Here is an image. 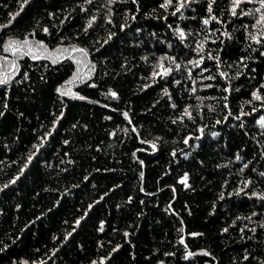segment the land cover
<instances>
[{
	"label": "trees",
	"instance_id": "trees-1",
	"mask_svg": "<svg viewBox=\"0 0 264 264\" xmlns=\"http://www.w3.org/2000/svg\"><path fill=\"white\" fill-rule=\"evenodd\" d=\"M164 3L0 0V264H264L259 4Z\"/></svg>",
	"mask_w": 264,
	"mask_h": 264
},
{
	"label": "snow or ice",
	"instance_id": "snow-or-ice-1",
	"mask_svg": "<svg viewBox=\"0 0 264 264\" xmlns=\"http://www.w3.org/2000/svg\"><path fill=\"white\" fill-rule=\"evenodd\" d=\"M24 2L26 3L27 0H24ZM88 2H91V0H88ZM109 2H114V0H109ZM187 2V0H180V3H179V6L176 8V11L179 12L180 9L184 6V4ZM247 2L249 3H253V2H256L259 4V7L257 8H254L252 10H250L249 13H246V14H250V15H253L254 17H256V14L257 13H260V15L258 17H256L255 19V25H261V24H264V12H262V9H264V0H247ZM172 3V0H165V3L162 4L161 6L162 7H165L167 8L170 4ZM215 3V0H209V7H208V11L209 13H211L212 11V4ZM239 3H241V0H232V14L235 15L236 14V8L239 6ZM23 8V4L21 5V10ZM19 13H17L16 15H18ZM175 14V13H173ZM12 19L14 20L15 19V16L12 17ZM213 19H215V17H213ZM111 22V21H109ZM209 21L207 19L204 20V24H208ZM91 24H92V21L89 22V27H91ZM255 25H253V27H255ZM9 25H3V26H0V27H8ZM45 31H47V29H45ZM181 39H183L184 37V33L181 31L179 33ZM262 35H264V32H262ZM250 38L255 41L256 43H260L261 41L259 39H257V37L255 35H251L250 34ZM28 44V41L25 40L23 42V44H18V42L16 41H12V40H9L5 46V51H9V50H14L18 47H23L25 45ZM41 47H43V45L41 44L40 45ZM30 51V49H29ZM79 51H82V50H79ZM13 54H15V52H13ZM264 54V53H262ZM179 67V65H177V68ZM211 78V77H209ZM7 81L5 79H0V84H4L6 83ZM94 86V85H93ZM60 91V90H58ZM61 95H64L65 93L64 92H60ZM109 95L113 96V97H116V93L114 92H109ZM253 98L254 99H261V97L256 93V92H253ZM80 99H83V97H79ZM185 112L187 113V110H185ZM125 116H127V113L124 114ZM185 143H187V140L185 141ZM153 148H155V145H153ZM239 158V157H238ZM186 181H187V176L184 177V180L182 181V183H185L186 184ZM14 182V181H13ZM187 186V185H186ZM193 235H198V234H193ZM204 255H208V253H203ZM189 255H192V253H189Z\"/></svg>",
	"mask_w": 264,
	"mask_h": 264
}]
</instances>
